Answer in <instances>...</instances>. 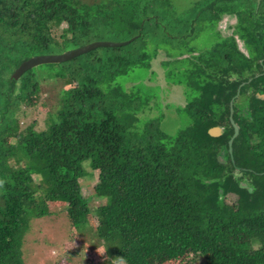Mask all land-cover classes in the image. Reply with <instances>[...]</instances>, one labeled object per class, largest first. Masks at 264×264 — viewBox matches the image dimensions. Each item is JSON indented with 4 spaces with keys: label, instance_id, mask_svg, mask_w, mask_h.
<instances>
[{
    "label": "trees",
    "instance_id": "trees-1",
    "mask_svg": "<svg viewBox=\"0 0 264 264\" xmlns=\"http://www.w3.org/2000/svg\"><path fill=\"white\" fill-rule=\"evenodd\" d=\"M95 41L128 42L14 77L33 56ZM159 53L167 67L183 64L175 72L190 90L189 124L175 136L160 117L141 121L149 96L123 82ZM44 90L55 101L38 128L25 106ZM258 94L264 0H0V264H25L26 232L52 213L50 202L66 214L70 242L103 249L94 264H182L190 253L184 264H264ZM231 101L239 132L230 152ZM214 126L220 135L209 133ZM88 172H97L90 195ZM88 197L105 200L91 207ZM82 254L60 252L56 263Z\"/></svg>",
    "mask_w": 264,
    "mask_h": 264
},
{
    "label": "rangeland",
    "instance_id": "rangeland-1",
    "mask_svg": "<svg viewBox=\"0 0 264 264\" xmlns=\"http://www.w3.org/2000/svg\"><path fill=\"white\" fill-rule=\"evenodd\" d=\"M232 22V21H231ZM227 18L221 23L222 29H226L229 25ZM228 30V29H226ZM227 32V31H226ZM179 49L171 50L172 56L179 54ZM160 53H163L161 51ZM154 56L151 61V67L143 71L137 70L125 77L124 84L137 85L143 92L149 96V102L145 110L140 114L141 121L148 118L160 117L161 127L170 135H177L179 131L189 124L188 115L182 111L190 97L188 86L182 81L180 75L175 71H181L183 64L176 62L174 65H167L162 62L166 60L165 56ZM186 63H184L185 65ZM181 67V68H180ZM174 71V72H172ZM171 72V73H170ZM176 73V74H175ZM171 74V75H170ZM173 74V75H172ZM43 98L34 97L33 103L30 106H25L26 118L25 121L30 123L37 121V127L45 126V118L47 112L55 101L54 96H48L47 90H44ZM94 174L87 173L83 181V192L86 195L91 194V186L97 180V172ZM232 198V197H231ZM91 207L97 205L105 198L88 197ZM52 208V213L32 219L31 227L26 232L23 241V258L25 264H57L56 258L61 252V255H72L75 251H83L81 258L71 257L75 264H94L95 261H100L104 257V252L101 247L90 249L75 241L70 242V233L72 229L67 220L66 214L59 209V204L54 202L49 203ZM54 205V206H53ZM79 239L90 242L88 232L77 231ZM87 245V243L85 244ZM193 253L182 261H191ZM187 259V260H186ZM203 258H198L197 263H200ZM159 260H152V263L157 264ZM180 260L163 261V264H176ZM100 264V263H99Z\"/></svg>",
    "mask_w": 264,
    "mask_h": 264
},
{
    "label": "water",
    "instance_id": "water-1",
    "mask_svg": "<svg viewBox=\"0 0 264 264\" xmlns=\"http://www.w3.org/2000/svg\"><path fill=\"white\" fill-rule=\"evenodd\" d=\"M128 41H124V42H113V41H95L91 44H88L86 46L77 48V49H73L70 51H67L65 53L62 54H49V55H37V56H33L27 60H25L24 62L21 63V65L16 69V71L14 72V77H18L22 72H24L25 70L37 66L39 64H43V63H51V62H60L66 59H69L71 57H74L80 53H83L85 51H88L92 48H95L97 46H117V45H122L127 43ZM243 84V83H242ZM259 97L263 98L264 95H259ZM232 112H233V108H232V101H231V113H230V120L234 126V133L231 136V138L229 139V151H232V142L234 140V138L237 136L238 132H239V127L238 125L234 122L233 117H232ZM223 127L222 126H214L212 128L209 129V133L211 135L214 136H218L222 133L223 131ZM241 186L246 187L247 185L244 183H241ZM249 190H251L250 187H248Z\"/></svg>",
    "mask_w": 264,
    "mask_h": 264
}]
</instances>
